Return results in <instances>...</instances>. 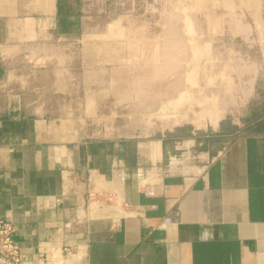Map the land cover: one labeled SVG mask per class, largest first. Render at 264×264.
Instances as JSON below:
<instances>
[{"label":"crops","instance_id":"crops-1","mask_svg":"<svg viewBox=\"0 0 264 264\" xmlns=\"http://www.w3.org/2000/svg\"><path fill=\"white\" fill-rule=\"evenodd\" d=\"M90 8L0 0V221L26 263L68 248L65 264H264V116L197 174L168 172L178 148L164 136L96 132L94 95L64 99ZM111 10L115 0L99 13Z\"/></svg>","mask_w":264,"mask_h":264},{"label":"rangeland","instance_id":"rangeland-1","mask_svg":"<svg viewBox=\"0 0 264 264\" xmlns=\"http://www.w3.org/2000/svg\"><path fill=\"white\" fill-rule=\"evenodd\" d=\"M115 1L108 17L99 13L108 0H87L96 18L68 50L77 70L64 99L82 106L94 95L96 132L164 136L178 148L168 172L197 174L220 144L262 125L264 0ZM39 64L53 65L48 57Z\"/></svg>","mask_w":264,"mask_h":264},{"label":"built area","instance_id":"built-area-1","mask_svg":"<svg viewBox=\"0 0 264 264\" xmlns=\"http://www.w3.org/2000/svg\"><path fill=\"white\" fill-rule=\"evenodd\" d=\"M17 229L10 221H0V264H27L28 256L16 240ZM69 249L64 248L50 256L41 254L48 264H65Z\"/></svg>","mask_w":264,"mask_h":264},{"label":"bare ground","instance_id":"bare-ground-1","mask_svg":"<svg viewBox=\"0 0 264 264\" xmlns=\"http://www.w3.org/2000/svg\"><path fill=\"white\" fill-rule=\"evenodd\" d=\"M245 4H246V3H245ZM226 6H228V5H226ZM231 8H232V7H231ZM218 18H219V17H218ZM219 21H220V20H219ZM217 25H218V22H217ZM217 25H216V26H217ZM186 33H187V32H186ZM164 112H165V111H164ZM170 112H171V111H170ZM172 112H174V111H172ZM182 113H183V112H182Z\"/></svg>","mask_w":264,"mask_h":264}]
</instances>
